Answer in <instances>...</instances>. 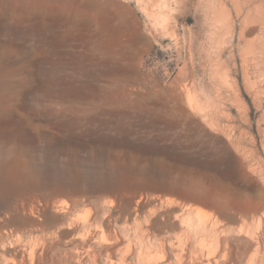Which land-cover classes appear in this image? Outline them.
<instances>
[{
    "label": "rangeland",
    "instance_id": "1",
    "mask_svg": "<svg viewBox=\"0 0 264 264\" xmlns=\"http://www.w3.org/2000/svg\"><path fill=\"white\" fill-rule=\"evenodd\" d=\"M168 3L0 0V44L34 61L60 46L92 55L95 11L108 8L100 18L127 48L112 76L129 78L115 89L122 100L100 113L95 84L81 71L77 84L87 82L89 97L68 96L67 110L54 115L0 96V264H197V238L211 236H187L182 215L194 223L216 217L234 253L246 246L241 229L264 227V57L247 49L264 42V0ZM220 8L232 16L228 31ZM168 9L173 35L150 14ZM38 29L46 41L31 34ZM187 94L204 109L191 107ZM80 103L86 114L68 111ZM3 145L11 149L3 153Z\"/></svg>",
    "mask_w": 264,
    "mask_h": 264
},
{
    "label": "bare ground",
    "instance_id": "2",
    "mask_svg": "<svg viewBox=\"0 0 264 264\" xmlns=\"http://www.w3.org/2000/svg\"><path fill=\"white\" fill-rule=\"evenodd\" d=\"M163 3H164L165 8H167L166 6L169 5L168 0H163ZM106 9H108V8H106ZM106 9H102V7H101V9H99L97 11L94 10L97 13L96 14L97 17L93 15L94 12L92 13V15L95 18L94 20H96V18H97L96 23L98 21L99 26H97L98 27V29L96 28L97 30L93 31L90 34V35H92L91 38L94 41L93 45L90 46L91 47L90 50H92V55L87 53V55H90V56H87V57L84 56V58H83V54H81L82 55L81 57H78L77 56L78 54L76 55L75 52L59 50L61 47L60 46L58 48H50V50H45L46 53H45L44 57H42L40 59V61H34L32 58L34 56L31 57V55L25 49H22L20 51L17 48H15V46H9L8 47L7 45L0 44V65L2 68V70L0 71L1 72L0 73V96L5 98L6 100L9 99L11 101H13L15 99H20V100L22 99L23 108H30L29 110H31L36 115L40 112H43V111H48L50 113H53V115H54L55 111L58 113V111H61L62 109L67 110V109H65L67 107V105L65 106V104H66L65 101H66L68 96L69 97L73 96L75 98L76 97H82L83 99H86L87 96L89 95V94L83 92V91H85L83 89H85L87 82L86 83L82 82L79 85L77 84L75 74L78 73L79 71H81L83 77L90 76L92 78L93 84H95L94 90H97V93L95 92L96 94L94 96V107L98 113H100L101 110L103 109V108H101L102 105L106 106V104H107V106H108V104L114 103L115 101H121L122 99L119 98L117 94H115V89L117 87H119V89H123L125 86V82L129 78L127 76H124V75H122V76L116 75V77H113L112 74L114 72H113L112 66H115L116 62L118 63L120 61L121 62L124 61V59L126 58L127 48L122 42H120V40L118 38H115L114 35L116 34V32H115L113 25L110 24V22L103 23L104 18L103 19L100 18V17H102V15L106 16V14L107 15L109 14V11ZM173 9H174V7H173ZM170 10H171V7H170ZM170 10L168 9V10L162 11V12L154 11V12H150V14H152L155 24L163 25L164 29H166L167 32H169L173 35V34H175V30L174 29L170 30L171 29L170 28V23H171L170 22V17H171V14H170L171 11ZM240 11H241V9H240ZM79 12H80V10H79ZM12 13H14V12H12ZM78 14L80 16L81 12ZM84 14H86V13H84ZM87 14L89 16V13H87ZM75 15H77V13ZM14 16H16V15H14ZM63 16H65V15H63ZM216 17H217V20L221 24H224V26L227 29L226 31H228L229 28L234 26L232 23V20H230V19H232L231 14L227 13V11L224 10V8H222V9L220 8L217 11ZM82 19H84V18H82ZM37 21L39 22V20H37ZM63 23H65V22H63ZM66 26H67V24H66ZM70 26H71V24H70ZM38 27H40V26H38ZM222 27H223V25H222ZM225 27L223 28L224 30H225ZM41 28L43 29V27H41ZM87 30H89V29H87ZM36 31L41 33V34H38L37 32H32L31 34L39 36L38 41H40V42L46 41L45 40V35H46L45 32L46 31L44 32L42 30L43 31L42 32L39 29ZM59 32L61 34L64 31L60 30ZM89 32L90 31H88V33ZM221 39H222V36L219 39V42L222 41ZM259 43L257 44L256 42H250L247 44L248 54H250V56H252V58L255 60H260L261 57H264V42H261L260 44ZM41 50H42V48L40 47V51ZM117 54H120V55H117ZM94 57L96 60H94ZM83 59H89L91 61V63L87 64V63H85L86 60L84 61ZM90 65H91V67L89 68L88 66H90ZM30 66H37L38 67V69L34 73L35 75L34 74H31V75L26 74V70ZM89 74H91V75H89ZM69 76H71L70 77L71 79L69 78ZM73 76H74V79H72ZM77 78H79V77H77ZM121 81H123V82H121ZM89 82H88V84L90 85ZM27 86H31V87H30V90H28V92L26 93V95H24L23 89ZM90 88H91V86H90ZM89 91H90V89H89ZM90 93H93V92H90ZM187 98H188V104L191 107H196L200 110L204 109V105L201 102H199L196 98H194V96H192L191 94H187ZM82 100L80 99L79 101H82ZM68 102H69V100H68ZM85 102H86V100H85ZM85 102H83V103H85ZM81 103L77 107L75 105L74 106L70 105L68 108L69 109L68 111H78V113H81V115L86 114L89 111L88 109H90V107L83 106V105H81ZM71 104H73V103H71ZM113 106H114V104H113ZM107 108H109V107H107ZM206 110L207 109H205V111ZM103 111H105V110H103ZM63 112L65 113V111H63ZM206 112L211 113L210 110H209V112L208 111H206ZM98 113H96V114H98ZM106 115H107L106 113H105V117H103V115H102L101 119H104V118L106 119ZM32 117H34V116H30V117L27 116V121L29 122L30 120H32ZM86 117H87V115H86ZM82 118H84V116H82ZM92 119L96 120V117L92 118ZM97 119H99V118H97ZM101 119H99V120H101ZM73 120H75V119H73ZM76 120H78V118ZM99 120H98V122H100ZM74 122H76V121H74ZM72 123L70 122L71 125H75ZM79 123L81 124L80 121L78 122V124ZM107 123H110V122L107 121ZM107 123L104 125L107 126ZM78 124L76 122V126ZM101 125H103V124H101ZM110 125H111V123H110ZM105 126H103L104 129L106 128ZM72 127H74V126H72ZM8 148H9V146L6 147L3 145L1 148L2 152L4 153V151H7V150L9 151V149H11V148H9V149ZM22 151L25 152L26 149L25 150L22 149ZM263 212H264V210H262V213ZM263 218H264V216H263ZM257 224H259V222ZM260 224H262V223H260ZM260 224L257 226L255 224H253L251 227L252 231L256 228H257V230H258V228L260 229L259 232H257L259 234L257 237H254L256 233H254V235H253V233L250 232L251 228H247L246 230L244 228L241 229L242 232L245 233V234L243 233L244 235L247 234V239L244 240L245 241L244 243H246V246H245V249L243 251L238 250L239 252L237 251V253H234L232 247L230 246L231 244L229 243L228 238L225 239V236L223 235L224 230L220 229V226L218 225V219L216 217H214V218L212 216L206 217L205 214H201L198 222L194 223L193 219L189 215L184 214V215H182V220L179 221V223H178L179 227H181L184 230V232L187 236L192 234V233L197 235L200 231H203L201 233V235L211 236V238L209 240H206V238H204V237L201 238V236L197 238L198 239L197 245H198V247L201 246L199 248L200 249L199 251L204 252L202 254L200 252L201 255H198V257L199 256L200 257H199L197 264H213V261L217 264H221L222 261H223V264H264V227H261ZM197 230H200V231H197ZM184 243H185V245H187V242L184 241ZM176 248H175V250H177ZM239 248L241 249L242 247H239ZM179 249H180V247H179ZM248 249L249 250L255 249V253L253 255H248L247 254ZM259 252H260V254H259ZM150 256H149L148 252H147V254L144 253V257H146V258L149 257V259H150Z\"/></svg>",
    "mask_w": 264,
    "mask_h": 264
}]
</instances>
